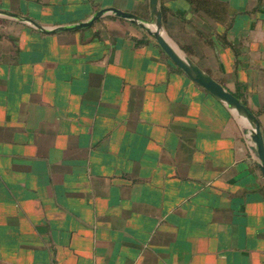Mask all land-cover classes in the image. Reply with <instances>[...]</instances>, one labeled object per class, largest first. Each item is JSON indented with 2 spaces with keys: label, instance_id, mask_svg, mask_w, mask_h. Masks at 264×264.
<instances>
[{
  "label": "crops",
  "instance_id": "0c3cea01",
  "mask_svg": "<svg viewBox=\"0 0 264 264\" xmlns=\"http://www.w3.org/2000/svg\"><path fill=\"white\" fill-rule=\"evenodd\" d=\"M151 0H0V264H264L249 119L147 30ZM170 44L264 141V0H159ZM14 14L31 22L1 15Z\"/></svg>",
  "mask_w": 264,
  "mask_h": 264
},
{
  "label": "water",
  "instance_id": "95a60500",
  "mask_svg": "<svg viewBox=\"0 0 264 264\" xmlns=\"http://www.w3.org/2000/svg\"><path fill=\"white\" fill-rule=\"evenodd\" d=\"M151 12V22H146L142 18L128 12H124L115 8H107L99 11L88 22L75 26L59 27L53 30H45L42 26H39L37 24H34V26L44 32L74 31L91 27L97 20H99L106 14L112 13L120 18L129 20L132 23L137 24L143 29L147 30V32L155 38L161 49L166 53L167 56H169L174 64L182 69L193 81H195L211 94L225 102L229 107L234 108L240 114L245 115L249 119V121L254 126L255 132L253 135V139L256 143L255 152L259 160L261 161V170L264 175V141L260 126L255 123L254 117L250 114L247 107L234 94L227 91L221 84L202 72L188 57L181 56L179 52L170 44L164 34L162 13L159 10V0H151ZM1 15L19 19L23 22H31L27 18H19L14 14L2 13Z\"/></svg>",
  "mask_w": 264,
  "mask_h": 264
}]
</instances>
